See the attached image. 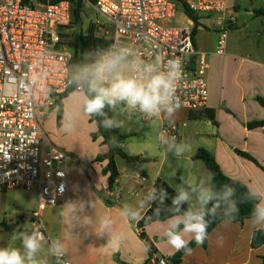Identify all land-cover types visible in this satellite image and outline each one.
Returning <instances> with one entry per match:
<instances>
[{
    "label": "crops",
    "instance_id": "obj_1",
    "mask_svg": "<svg viewBox=\"0 0 264 264\" xmlns=\"http://www.w3.org/2000/svg\"><path fill=\"white\" fill-rule=\"evenodd\" d=\"M205 1L223 2L228 7L226 15L234 14L237 18L229 32L231 37L229 35L224 55L216 53L217 15H199V27L194 35L197 52L205 56L209 64L207 109L215 111L216 123L209 120H194L189 117V112L177 110L172 123L180 126L181 140L191 142L194 151L182 157H176L172 153L165 155L160 147L151 156L146 152L138 155L151 160L145 165L148 174L146 179L133 172L148 183L147 190L158 179L175 189L179 184V176L196 183L200 178L211 174L203 161L195 160L200 150L209 152L222 172L229 178L245 186L264 188V127L248 128L250 123L264 121V108L257 101L258 97L264 99V18L255 15L258 9L246 8L247 16L258 20L257 26H254L253 19L240 23L238 15L242 5L235 0ZM185 17V21L179 25L194 24L187 16ZM67 100L68 97L63 100L65 116ZM50 111H58V108ZM136 118L138 119L137 116ZM155 123L157 132L162 124H168L163 118ZM97 141L101 146L106 147L102 149V154L106 153L107 146L102 144L101 139ZM237 151L248 153L260 166L241 157ZM97 164L103 172L106 162ZM81 172L80 165L69 166L65 203L54 207L61 211L68 202L94 201V208L86 203L84 209V214L91 217L90 224L87 227L77 224L73 228L74 237L67 241L66 256L73 264H118L119 262L147 264L149 261L151 264L153 254L143 250V241L136 230L137 224L130 226L128 221L119 215L121 206L128 202H125L122 196L113 200L114 192L106 191L109 185L108 175L106 176L108 184H105L102 179L91 182L87 177V183H85ZM102 191H106L107 194ZM34 192L36 194L22 190L0 189L1 230H7L5 226H18L21 230H32L31 219L37 209L39 197V193ZM134 197L138 198V194ZM135 204L136 201H133L132 205ZM104 215L113 219L112 231L123 238L119 250H113L106 244L107 234L97 235L99 219ZM56 222L58 228L55 232L52 231L51 234L46 230L50 239L51 235L62 239L65 234L66 226L59 214ZM253 231L250 219L245 220L244 223L224 224L222 222L210 234L207 248L197 246L191 255L186 254L183 257L181 264H261L264 246L258 249L251 247ZM145 232L156 248L154 255L157 258H170L178 252L161 239L154 223L147 226ZM11 234L10 232V238ZM219 237H223L222 246L217 244ZM48 259L49 257L45 256L44 260Z\"/></svg>",
    "mask_w": 264,
    "mask_h": 264
},
{
    "label": "built area",
    "instance_id": "obj_2",
    "mask_svg": "<svg viewBox=\"0 0 264 264\" xmlns=\"http://www.w3.org/2000/svg\"><path fill=\"white\" fill-rule=\"evenodd\" d=\"M184 3L196 15H217L216 53L224 55L236 16L226 15L228 7L223 2ZM92 5L114 27L112 36L107 26L94 21V34L112 43H133L150 53L158 51L165 60L181 58L185 79L177 93L178 110L207 109L209 64L195 48L194 24H174L179 2L96 0ZM72 17L70 0H0V189L39 193L31 224L46 239L50 237L43 212L65 203L70 157L49 141L39 117L53 109L63 95L75 92L66 84L75 48L64 44ZM135 115L144 123L151 122ZM159 131L181 141L177 124H162ZM65 259L73 264L67 256ZM151 264L175 263L153 254Z\"/></svg>",
    "mask_w": 264,
    "mask_h": 264
},
{
    "label": "clouds",
    "instance_id": "obj_3",
    "mask_svg": "<svg viewBox=\"0 0 264 264\" xmlns=\"http://www.w3.org/2000/svg\"><path fill=\"white\" fill-rule=\"evenodd\" d=\"M185 79L182 59L174 57L165 60L158 51L151 53L142 47L121 41H115L105 48L84 54L78 63L67 70L66 84L82 95L79 106L81 114L95 118L94 123L105 131L124 126V122L109 116V112L139 114L142 118L158 122L161 118L169 124L181 107L178 90ZM77 115L66 116L64 131L71 133L77 124ZM156 142L164 154L172 153L176 157L194 151L193 144L186 140L177 141L166 131L156 134ZM113 146L116 144L112 138ZM231 179V178H230ZM213 174L202 177L196 183L181 178L171 196L163 187L153 185L135 205L124 204L119 215L129 225L144 220L154 223L161 239L176 251L191 255L190 241L202 245L208 238V228L219 219L224 224L236 220L240 204L252 203L250 213L251 226L264 232V188L251 185L238 195L233 183L217 185ZM86 203L94 208V201L83 200L68 202L59 213L66 230L63 238L46 239L37 228L31 231L18 228L11 234L13 241H19L20 247H0V264H70L67 255V241L74 236L73 228L79 224L87 227L91 217L84 214ZM155 206V207H153ZM151 211L152 216H146ZM167 219L161 221L160 217ZM113 219L104 215L99 219L97 235H108L107 245L119 250L123 238L112 231ZM223 245V237L217 239ZM47 245L48 260L41 259L40 253ZM145 252L150 250L147 242H142Z\"/></svg>",
    "mask_w": 264,
    "mask_h": 264
},
{
    "label": "rangeland",
    "instance_id": "obj_4",
    "mask_svg": "<svg viewBox=\"0 0 264 264\" xmlns=\"http://www.w3.org/2000/svg\"><path fill=\"white\" fill-rule=\"evenodd\" d=\"M239 4L242 5V9L238 15L239 22L242 23L244 21H248L249 19H253L255 21L254 26H257L256 18H252L247 16L246 8H254V9H263L264 8V0H235ZM185 13L182 8L178 10V18L177 21L174 22L175 25H179L185 21ZM263 19V18H260ZM101 21L105 26L109 28L112 33L114 27L102 16L98 15L96 9L92 4H85L84 12L81 17V21L72 24L67 31V35L64 38V44L67 48H73L74 44V34H80L85 39H87L90 35V29L92 28V23L94 21ZM94 33V32H93ZM231 37V34H229ZM98 39H103L101 35H94ZM111 36V37H112ZM105 40V39H104ZM229 40V39H228ZM96 49L89 48L86 50L81 56L84 54L92 52ZM79 60V61H80ZM78 63L74 61L73 64ZM82 100V95L78 92H73L68 96L67 100V115L71 114L77 115V124L74 130L71 133L64 131L63 129V121H65L66 116L63 115V119L61 122V126H58L57 121V112L58 111H48L44 117H39V120L42 124L43 130L49 139V141L58 149L67 153L70 157L69 166H75L78 164L81 166V177L87 183L86 177L92 182L96 179V181L103 180L105 184H108V178L102 172V169L98 166L97 163L94 162L96 157L99 154H102L103 147L100 145L98 141H94L92 135L96 132V126L93 122L90 121L88 116H85L80 113L79 106ZM49 114V115H48ZM65 114V111H64ZM48 115V116H47ZM117 120H121L124 122V126L118 128L121 134H134L133 137L128 138L123 147L126 152L138 156L140 154H145V152L151 156L155 154L157 149L160 148L158 143L156 142V134H157V125L154 122L149 124L142 123L140 120L136 118V115L132 114L128 115L126 112L112 113ZM118 166L120 172V178L118 183L116 184L114 190L113 200L117 199V197L122 196L127 201L128 204L132 205L133 201H138L148 190H147V182H144L141 178H139L136 174H133L127 166L125 161L122 158L118 159ZM98 175V176H97ZM136 177V178H132ZM81 183V190H82ZM108 191V190H106ZM106 191L104 194H107ZM33 193H35L33 191ZM36 194V193H35ZM138 194V198L134 196ZM135 203V202H134ZM60 209L54 207H49L43 212V221L45 224L46 230L48 232H55L58 228V223L56 222V218L59 214ZM56 216V218H55ZM55 218V219H54ZM10 232L8 230L0 229V247L14 246L20 247L19 241L10 240L9 236ZM52 234V233H51ZM105 235V234H104ZM51 239H57L54 235H51ZM41 259H44L47 256V245L44 246L40 253ZM118 264H123L119 262Z\"/></svg>",
    "mask_w": 264,
    "mask_h": 264
},
{
    "label": "trees",
    "instance_id": "obj_5",
    "mask_svg": "<svg viewBox=\"0 0 264 264\" xmlns=\"http://www.w3.org/2000/svg\"><path fill=\"white\" fill-rule=\"evenodd\" d=\"M52 1H56V0H52ZM92 4L95 3L96 0H89ZM176 2L180 3V8L183 9L185 15L194 22V35L196 34V30L199 27V21H200V16L196 15L195 13H193L184 3V0H174ZM70 2L72 3V11H73V17H72V24H76L78 22L81 21V17L82 14L84 12V8H85V2L84 0H70ZM255 15L263 17L264 18V8L263 9H258L255 11ZM95 34L93 33V29H90V35L87 39H85L82 35L80 34H74L73 38V44H74V48H75V55H74V61L79 62L80 60V56L89 48H93V49H100V48H105L107 46H109L110 44H112V41H107L104 39H98L94 36ZM71 93H73L72 91L63 95L56 103L54 108H58V112H57V121H58V126H61V122L63 119V115H64V109H63V100L65 98H67ZM257 101L259 102V104L264 108V99L258 97ZM109 116H112V112H109ZM189 117L191 119L194 120H209L212 121L214 123H216V113L214 110H209V109H204V110H200V111H195V112H190ZM95 118H90V121L93 122ZM94 123V122H93ZM97 131L92 135V138L94 141H97L99 139L102 140V144L107 146L108 151L104 154H99L96 159L94 160L95 163H103L106 162V166L103 168V173L105 175H108L109 178V185H108V191H113L116 184L118 183V180L120 178V172L117 166V158H122L125 163L127 168L138 174L141 178L146 179L148 177L145 165L147 163H149L151 160L150 159H145L142 158L141 156H135L132 155L128 152L125 151L123 145L125 143V141L130 138L133 137L134 134H121L119 129L116 128L112 131H105L102 127H98L95 124ZM264 127V121L261 122H253L250 123L248 125L249 129H255V128H262ZM115 137L116 139V144L115 146H113V144L111 143L112 138ZM237 153L245 158L248 159L254 163H256L258 166L259 163L248 153H244L242 151H237ZM195 160H201L205 163L206 167L208 168V170L211 172V174L214 175L215 177V183L217 185H221L224 183H234V186L237 188L238 190V195L240 193H243L246 191V186L234 179H230L228 176H226L220 166L218 165V163L216 162L215 158L206 150H200L197 155L195 156ZM178 181L179 184L181 183V178L180 176L178 177ZM155 186L157 187H163L165 188L168 193H169V201L168 203H170V199L171 196L175 194L174 189L168 185L166 182L158 179L155 181L154 183ZM105 202H107L104 199ZM155 207V206H153ZM240 207V211L239 214L236 218V220L233 221V223H244L245 220L250 219V213L253 207L252 203H243L239 205ZM146 216H152L153 213L151 211H147L145 213ZM167 218L165 216L160 217L161 221H165ZM222 223V221H220L219 219L215 220L214 222H212L208 228V233L209 236L210 234L213 232V230L220 224ZM153 223H148L146 224L144 220L139 221V223L136 226V230L139 234L140 239L143 242H147L150 245V254H154L156 252V248L153 244V242L149 239V237L147 236L146 232H145V228L149 225H151ZM5 228L10 231L11 233L18 229V226H5ZM198 245H196V243L194 241H190L189 243V247H191L192 249L196 248ZM202 248L206 249L208 246V239L202 244L199 245ZM264 246V232H260V231H256L255 235L252 237V242H251V247L253 249H258L260 247ZM186 254L183 251H178L174 256L170 257V259L175 263V264H181L183 257ZM150 264V261L149 263ZM264 264V257H262V263Z\"/></svg>",
    "mask_w": 264,
    "mask_h": 264
}]
</instances>
